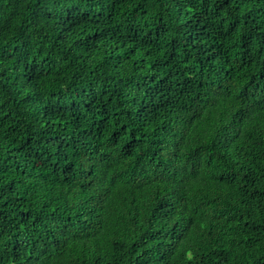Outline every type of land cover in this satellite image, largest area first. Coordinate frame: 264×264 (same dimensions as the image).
I'll list each match as a JSON object with an SVG mask.
<instances>
[{"label":"trees","instance_id":"1","mask_svg":"<svg viewBox=\"0 0 264 264\" xmlns=\"http://www.w3.org/2000/svg\"><path fill=\"white\" fill-rule=\"evenodd\" d=\"M0 264H264V0H0Z\"/></svg>","mask_w":264,"mask_h":264}]
</instances>
